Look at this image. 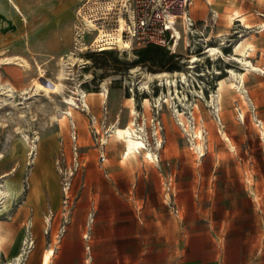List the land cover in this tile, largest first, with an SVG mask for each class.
Masks as SVG:
<instances>
[{
  "label": "rangeland",
  "instance_id": "1",
  "mask_svg": "<svg viewBox=\"0 0 264 264\" xmlns=\"http://www.w3.org/2000/svg\"><path fill=\"white\" fill-rule=\"evenodd\" d=\"M23 1L22 10L15 7L17 17L0 21V29L7 27L6 22L13 26V30L5 29L6 32L0 33V57L20 56L31 66L24 71L14 64H0L1 82H9L18 90L26 88L25 95L16 96L14 108L0 105V175L10 173V177L21 184L7 209L0 211V220L10 219L15 229L26 225V235L31 220L32 228L28 230L34 235L35 246L27 253L26 264H39L41 253L47 247L61 248L67 233L73 239L84 238L88 264H106L102 262L106 258L102 246L106 244L110 245L111 264H188V260L198 258L200 248L212 252L216 245L222 250L219 257L224 260L223 264H258L264 256V252H258L264 249L262 229L256 234L254 226H247L250 231L241 246L246 251L256 249V253L238 255L240 242L232 229L234 224H219L215 220L224 215L227 206L242 205V199L238 198L241 173H246L244 178L249 185L262 188V192H254L252 198L259 203L264 201V73L253 71L245 77L247 106L233 94L218 113L212 96L216 95L219 78L229 81L226 70L233 68L239 72L242 66L218 54L203 53L204 45L221 42L223 53L233 56L234 45L241 34L246 35L245 30L232 25L230 35L224 40L217 36L207 41L209 30L215 29L217 23L211 14L205 20L196 18L200 13L194 6L196 3L205 6V0H193L194 34L187 33L186 40L179 39L173 53L157 45L158 56L167 51L171 57L152 64L138 59V50L149 44L133 43L129 49L113 46L102 53L75 49L76 22L85 25L78 14L82 0ZM229 2L242 3L249 19L254 18L257 10L264 12L257 6H263L264 1ZM205 7L206 12L211 13V7ZM177 28L182 30L179 25ZM65 39L67 43H63ZM259 47L260 55L255 53L251 61L264 69V44ZM70 50L90 63H76L71 69L65 67L69 79L62 92L54 93L51 90L57 82L60 58ZM192 53L199 60L193 69H188L186 56ZM39 68L43 70V77L39 76ZM161 71H182L185 82L178 81L177 91L171 95L164 82L147 78ZM86 73L91 74V78L85 82ZM33 79L46 84L60 107H64L60 102L62 97L80 87L86 92H97L105 82L108 93L104 103L101 96H90L95 98V105L89 111H81L84 106L78 101L82 114L80 125L74 127L70 119L68 129L63 132L57 122L51 120L53 115L60 114L55 103L43 93L37 101ZM130 97L137 112L136 127L139 132L142 130L146 146L158 156L154 162L122 163V143L109 140L111 126H124L131 119V105L127 100ZM144 97L150 99L145 117ZM166 98L169 102H165ZM158 100L162 101L163 109ZM195 102H199L201 108L199 123L191 115ZM21 110L25 118L19 116ZM194 125L202 129L205 152L202 156H197L195 151ZM156 126L160 131L159 146ZM17 127L28 137L26 144L21 140L24 134ZM222 131L227 140L222 137ZM32 143H36V148L32 149ZM65 187H68L66 195ZM43 201L45 212L33 214L31 203L38 205ZM232 210L229 208V216ZM46 216L54 217L51 231L43 222ZM108 227L111 238L103 243L99 237ZM22 233L21 229L13 245L23 240ZM2 262L5 263L0 261V264Z\"/></svg>",
  "mask_w": 264,
  "mask_h": 264
},
{
  "label": "bare ground",
  "instance_id": "2",
  "mask_svg": "<svg viewBox=\"0 0 264 264\" xmlns=\"http://www.w3.org/2000/svg\"><path fill=\"white\" fill-rule=\"evenodd\" d=\"M116 1L117 0H108L107 2L104 0L103 1L102 0H89L84 7H81L78 10V14L80 15V13H81L83 16L82 20H84L85 25L87 27H94L96 32L93 36V38H95V39L92 41L91 45H88L85 43L77 44L75 46V49H77L78 51L84 52V53L86 51H88V49H90V46L92 48H95V47L101 45L104 48L106 47L103 50L112 49L113 47H109L110 43H117L121 48H126V49L130 48V39L124 38L122 35V31L124 28V19L122 16L119 15L118 19H116L115 22L109 27H107L105 25L97 26V22L94 21L97 18H91L92 16H97L99 14L105 13L106 10L113 9V7H111V5L115 6ZM251 1H255V0H251ZM256 1L257 2H263L264 0H256ZM193 4H195V3L192 0L191 6H190V11H191V7ZM205 6L211 7L209 9L210 12L213 11L211 13V17H212V19L216 18V20H217V22H216L217 24H216L215 29H211L209 36L206 38L207 41L209 39H211L213 37H217V36H220L221 39L224 40L226 35H230V32H231L230 29H231V26L234 24V21H239L241 23V25L246 30H248L247 31L248 36H245V35L243 36V34H241L242 35L241 39L235 43L234 53H233V56H231V57H227L223 53V51L221 50V47L219 45H207L206 44L203 46L204 47L203 53H207V56H215L216 54H218V55H220L226 59L236 61V62L240 63L242 66V70L239 72L235 71L233 68H228L226 70V72L228 73L229 81H226L224 78H219V80L217 82L216 95L212 96V102L213 103L216 102L215 107H216L218 113H220L223 109L224 104L230 100V97L233 96V94H236L241 99L242 104L247 106V100H246L245 94H244L245 77L247 76L248 73L253 72V71H260V72L264 73V69L262 67L254 64L251 61L252 57L255 55L256 50H257V46L252 39L254 38L255 33L264 29V22H261L258 27H253L251 21L248 18L247 13L244 11L242 3L234 5V4L230 3L229 0H225L224 2H222V0H205ZM205 6H203L199 3L198 4L196 3V5L194 7L196 9V12L198 11L200 13V15H202L203 12H206L207 7H205ZM14 7H16V6H14ZM115 7H117V6H115ZM195 9H194V11H195ZM78 25H79L78 22H76V26H78ZM259 27H261L262 29H260ZM174 32L176 35H178L179 39H181L183 37L184 40H186V38H187L186 34L187 33L185 31L179 30L178 28H175ZM195 33H197V32H195ZM63 43H67L66 39L63 40ZM60 47H61V45H60ZM186 57H188V59L186 60L187 61L186 62L187 63L186 68L193 69L195 67L194 63L199 60V57L193 53L190 55H187ZM60 63H61V66H60V68L56 74L57 75L56 76L57 82H54L52 85L53 88L51 91L54 93L62 92L63 88L65 86V81L67 79H69V77L66 76L65 67L71 69L72 67H74L76 65V63H79L81 65H86V64H89L90 61L88 59H83L81 57L76 56L75 52L73 50H70L68 53H66L65 55H63L60 58ZM0 64H14V65L21 67L24 71L31 69V66L26 61V59H24L23 57H20V56H3V57H0ZM38 71H39V76L43 77V75H44L43 70L41 68H39ZM217 73H219V71H217ZM90 78H91V74L86 73L84 81L86 82ZM147 78L149 81H152L153 79H157V80H161L162 82H164L168 86V90L171 92L170 94L172 95L173 92L177 91L178 81L185 82L186 77H185V73L182 71H175V72L161 71V72H156V73L150 74V75H148ZM178 78H181V79H178ZM44 84L42 82H40L39 80L33 79V86H34L33 91L36 93V95H38L37 101L39 102L40 101L39 98H40V96H42L39 94L43 93V96L48 97L50 101L55 103L54 99H52V97L50 95L49 89L45 86L46 84L45 85ZM172 87L174 88V90H172ZM107 93H108V88H107V85L105 82L102 83V88L100 89V91H97V92H86L81 87L77 88L76 91L74 90L71 92V94H69L67 96L64 95L62 97V100L60 102L63 104L64 107H60L57 103H55V107H57L60 114H59V116L53 115L51 117L52 122H57L60 130L63 132H65L68 129V121H70V119H71V122H72L74 127H77V125L79 126L80 122H81L82 114H80V110H78V108H80L78 101H80L82 103V104L81 103L80 104L84 106V108H82L81 111L82 110L83 111L84 110L89 111V110H91L92 106L95 105V98L90 97V96H92V95L101 96L103 98L102 102L104 103L105 102L104 98L107 96ZM18 94L25 95L26 94V88H22L21 90H18L11 83H9V82L3 83L0 81V105L1 106L5 107V108H8V107L14 108L16 96ZM160 98L161 97H159V99ZM127 100L129 101V103L131 105L130 110H129V113L131 115V119L124 126H119L117 124L111 126V128L109 129V132H108L109 133V135H108L109 140H111L112 142H115V143H118V142L122 143L123 148H124V150L121 154V162L122 163H127V162L138 163L140 160L145 161V162H154L156 159H158L157 154L153 150H151L150 148H148L146 146L144 139L142 138L143 136L140 133L142 130L139 132L138 127H136L137 123H135V117L134 116H136L137 112L132 107L133 98L130 97V98H127ZM169 100H168V98H166L165 102H169ZM158 103H159V105H161V108L163 109L164 105H163L162 101L158 100ZM142 104H143L144 117H145L146 112H148L150 109V99L148 97H144ZM177 112H179V110H177ZM200 112H201V108H200L199 102H195L193 107H192V112H191L192 114L191 115H193V118H194L196 123L200 122V119H201V116H199ZM243 112H244V109L241 112L242 116L244 114ZM178 115H180V113H178ZM19 116L22 118L26 117L24 114V110H21L19 112ZM182 124L185 126L184 121L182 122ZM52 125H53V123H52ZM192 129H193L192 130L193 131V140L195 143L196 154H197V156H199V155L202 156L205 154V152H204V140H203V133H202L201 126L200 125H194ZM17 130L24 134L23 138L21 140H22L23 144H26V138L28 139V137L26 136V134L23 131H20V127H17ZM154 131H155L156 139H157L156 143L159 146L160 142H161L159 128L156 126ZM187 131H188V129H187ZM262 133L264 136L263 131H262ZM222 135H223L222 137H224L225 140L228 139V137L224 131H222ZM52 144H54V143H52ZM31 146H32V149H34V148H36L37 145H36V143H32ZM52 146L54 147V145H52ZM0 157H2V155H0ZM39 159H40V157H39ZM35 160H36V158H35ZM47 163L49 164V161H47ZM41 171H42V169H41ZM35 174H37V173H35ZM38 183H39V180H38ZM56 188H58V187L56 186ZM20 189H21L20 182H18L14 178H11L10 173H5V174L0 175V199H2L0 211L7 209L11 200L14 198V196L17 194V192ZM27 197H28V195H27ZM54 200H55L54 202L56 203L57 199H54ZM49 219H50L49 216L45 217V220L47 222H49ZM9 231L7 228H5L3 221L0 220V249L3 248L4 244L7 241L8 237H9ZM53 252H54V250L52 247H47L45 250H43V252L41 253V256H40L39 264H50L52 256H53ZM19 253L15 254L12 257L13 259L8 258L5 261V263H3V262L2 263L3 264H13V260L15 261L16 259H18ZM0 258H1V256H0Z\"/></svg>",
  "mask_w": 264,
  "mask_h": 264
},
{
  "label": "crops",
  "instance_id": "3",
  "mask_svg": "<svg viewBox=\"0 0 264 264\" xmlns=\"http://www.w3.org/2000/svg\"><path fill=\"white\" fill-rule=\"evenodd\" d=\"M14 6L18 7L19 10H22V7L24 6V1L23 0H0V21L3 19L10 20L11 17H13V16L17 17L16 9ZM257 6H258V8H261L264 10V4H263V6L260 4H257ZM190 13H191L193 19L195 20L193 13H192V7H191ZM211 13L203 12L202 15H199L196 18H198L199 20H205V18L208 16V14H211ZM254 15H255L254 18L249 19V20L252 22L253 27H258L260 25V22L264 21V12L257 10V11H255ZM214 19H215V24H216L217 20H216V18H214ZM5 24L7 26L5 28L7 32L10 30H13L12 24H8L7 22ZM206 24L207 23L205 22V24L203 26L206 27L207 26ZM233 25H236L238 27L243 28L246 32L245 36H248L247 35L248 30H246L241 25V23L239 21H234ZM259 28L262 29L261 27H259ZM5 29L1 28L0 33L5 31ZM209 31H211V29ZM253 40L257 46L256 55L259 56L261 53V49L259 46L264 44V29L255 33ZM252 62H253V60H252ZM245 175H246V173H241L239 175L240 176V178H239L240 194L238 195V198L242 199V202H241L242 205H240L239 207H236L235 203H233L230 207L227 206L224 215L215 220L219 224H224V223H227V224L233 223L234 224L232 226V229L234 230V232H236L238 234V240L240 242L238 244V249H237L238 255H241V254L242 255H247V254L251 255L252 251H255V253H256V249H251L250 251H246V249L243 248L244 246H241V244L244 245V243L246 242V235L250 231V229L248 230V228H247L248 225H252L255 227L254 231L256 232V234L259 233L258 232L259 229H262V234L264 235V201L261 200L259 203L258 200L252 198V194L254 192H258V193L262 192V188L256 184L249 185V182L246 181V179L244 178ZM48 205H49V208H51L49 203H48ZM30 207L32 209L33 214L39 213L40 215H41V213L45 212V209H47L45 201H43V203L38 204V205L31 203ZM229 208L233 209L231 216H229ZM2 221L5 225V228H7L8 231L10 230L9 231V237H8L6 243L4 244L3 248L0 249V256H1L0 259H2V261L5 262L8 259V257L10 259H13L12 258L13 255L17 251H18V253L21 251V247L23 245V240L26 237V225H24L23 228H20V225H19L15 229V228H13L12 221H10V219L6 220V221L5 220H2ZM43 222L45 225L47 224V227H49L48 229H50V231H51V224L54 222V217L50 216L49 222H47L46 220H44ZM28 226H30L29 228H32L31 220H30V223L28 224ZM21 229L23 230V233H22V236H23L22 239L23 240H21V242L15 246V245H13V239L15 238L16 235L19 234ZM46 229L44 231H46ZM109 229H110V227H108L107 232L103 231L101 233V236L99 237V240H101L103 243L105 241H109L111 238V233L109 232ZM50 231L48 232L49 234L47 232H44V233L48 234V236H47V238L49 239L48 245H51ZM32 237L34 239L33 233H32ZM124 238H126V235L124 236ZM34 241H35V239H34ZM171 241H172V243H171L172 245H170V248L173 250L174 249L173 240H171ZM34 246H35V244H34ZM102 248H103L102 254L104 256H106V258L104 257L102 262L106 263V264H111V253L109 251L110 245L109 244L103 245ZM167 248L169 249V241H168ZM53 250H54V252H53L51 262H50L51 264H88V263H86V259H85V256L87 254L86 249H85V241H84V238H82L80 236L78 238L73 239V238H71V234L67 233V237L65 240H63L61 248H58V246H55ZM105 250H107V251L105 252ZM211 251L212 252H208V249L200 248V250H199L200 255L198 256V258L194 259V260H188L186 263H188V264H223L224 260H221L219 257L220 252H222V250L219 249L216 245V247H213V249H211ZM258 252H264V249H259ZM260 254L261 253H259L258 255H260ZM260 259L261 260H259L258 264H264V256H262ZM14 262L15 261L13 260V264H14ZM24 264H26V259L24 261Z\"/></svg>",
  "mask_w": 264,
  "mask_h": 264
},
{
  "label": "built area",
  "instance_id": "4",
  "mask_svg": "<svg viewBox=\"0 0 264 264\" xmlns=\"http://www.w3.org/2000/svg\"><path fill=\"white\" fill-rule=\"evenodd\" d=\"M89 0H82L84 7ZM103 1V0H102ZM108 1V0H104ZM192 0H117L113 9L106 10L105 13L91 18H97V26L105 25L111 26L118 16L124 19V28L122 35L124 38L130 39V44H156L164 46L172 53L179 42L178 35L175 34L174 29L177 25L181 27L186 33L193 35L196 30V21L190 13V5ZM102 13V12H101ZM80 18L83 16L80 13ZM74 42L76 44L91 45L95 34L94 27H87L83 22L74 28ZM98 30V29H97ZM221 41V40H220ZM221 42H218L220 45ZM119 46L117 43H110L109 47ZM106 48V47H105ZM103 46H97L91 50L98 52L104 51ZM68 187L64 190L67 192ZM64 191V194L66 195ZM27 235L23 240V245L19 253L18 259L14 264H24L26 254L34 247V239L32 233L28 230Z\"/></svg>",
  "mask_w": 264,
  "mask_h": 264
},
{
  "label": "trees",
  "instance_id": "5",
  "mask_svg": "<svg viewBox=\"0 0 264 264\" xmlns=\"http://www.w3.org/2000/svg\"><path fill=\"white\" fill-rule=\"evenodd\" d=\"M158 51H160V48L157 45L149 44L145 47H142L138 50V56L142 62L143 61H150L152 64H158L162 61L164 58H170L171 56H168L167 51L161 52L159 56L156 54ZM106 52V51H101Z\"/></svg>",
  "mask_w": 264,
  "mask_h": 264
}]
</instances>
